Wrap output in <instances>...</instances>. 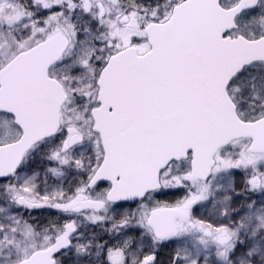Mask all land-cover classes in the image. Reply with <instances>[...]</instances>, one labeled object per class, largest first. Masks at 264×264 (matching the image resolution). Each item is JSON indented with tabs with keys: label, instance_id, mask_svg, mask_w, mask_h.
<instances>
[{
	"label": "snow or ice",
	"instance_id": "obj_1",
	"mask_svg": "<svg viewBox=\"0 0 264 264\" xmlns=\"http://www.w3.org/2000/svg\"><path fill=\"white\" fill-rule=\"evenodd\" d=\"M0 264H264V0H0Z\"/></svg>",
	"mask_w": 264,
	"mask_h": 264
}]
</instances>
